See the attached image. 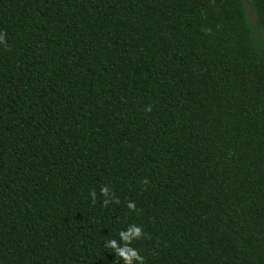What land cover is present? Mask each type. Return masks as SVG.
I'll return each instance as SVG.
<instances>
[{
	"label": "trees",
	"instance_id": "1",
	"mask_svg": "<svg viewBox=\"0 0 264 264\" xmlns=\"http://www.w3.org/2000/svg\"><path fill=\"white\" fill-rule=\"evenodd\" d=\"M0 32V264H123L132 223L145 264H264V0H0Z\"/></svg>",
	"mask_w": 264,
	"mask_h": 264
},
{
	"label": "clouds",
	"instance_id": "2",
	"mask_svg": "<svg viewBox=\"0 0 264 264\" xmlns=\"http://www.w3.org/2000/svg\"><path fill=\"white\" fill-rule=\"evenodd\" d=\"M6 44L5 34L0 32V46ZM146 112L152 111V105H147L145 107ZM147 183V180L144 181ZM99 195L103 198L102 204L105 207L109 205H119L120 200L115 195L114 192L108 186H103L99 189ZM92 203L97 201V192L92 190L89 192ZM127 208L130 211L136 210V203L134 201H129L127 203ZM144 236L143 229L135 223L129 224L125 229H121L118 232V239L112 238L105 242V247L110 248L112 253H115L116 258L119 257L123 261V264H145V258L140 254V252L133 247L135 241L140 240Z\"/></svg>",
	"mask_w": 264,
	"mask_h": 264
}]
</instances>
